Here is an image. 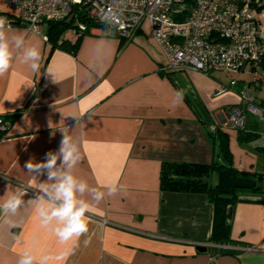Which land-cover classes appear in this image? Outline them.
Masks as SVG:
<instances>
[{
	"label": "crops",
	"instance_id": "crops-1",
	"mask_svg": "<svg viewBox=\"0 0 264 264\" xmlns=\"http://www.w3.org/2000/svg\"><path fill=\"white\" fill-rule=\"evenodd\" d=\"M5 3L0 0V14L9 16L12 11ZM48 24L40 35L24 24L12 26L29 43L42 45L41 72L33 74L15 63L0 77V116L12 119L0 138V196L9 184L27 192L25 204L12 218L20 227L0 218V264H15L34 240L38 253L56 254L66 247L40 228L35 201L28 203L38 195V183L47 180V173L34 178L25 168L30 159L44 162L47 153L59 150L58 127L64 126L82 139L79 175L100 190L113 183L123 190L97 205L89 214V232L74 254L54 264H208L210 257L214 264H264V194L238 192L242 199L230 211L231 242L218 245L208 241L213 205L207 196L162 191L159 185L163 162L228 165L211 124L228 136L230 166L244 177L257 173L252 153L235 160L237 129L225 122L245 85L238 88L237 80L230 87L232 78L227 83L216 76L229 75L223 72L166 71V59L147 21L130 40L104 25L89 27L74 51L48 40ZM77 37L69 30L60 42L74 43ZM251 81L247 92H254ZM220 89L222 93L213 95ZM181 90L182 102L174 103ZM254 94L264 99L259 91ZM213 175L212 183L217 181Z\"/></svg>",
	"mask_w": 264,
	"mask_h": 264
},
{
	"label": "built area",
	"instance_id": "built-area-1",
	"mask_svg": "<svg viewBox=\"0 0 264 264\" xmlns=\"http://www.w3.org/2000/svg\"><path fill=\"white\" fill-rule=\"evenodd\" d=\"M5 6L12 11L6 16L11 27L24 24L38 35L43 24L76 19L81 8L91 21L114 30L124 40H130L147 21L166 59V71L234 74L258 69L260 76L250 87L253 91L264 88V70L260 68L264 59V0H6ZM77 25L78 34L86 30L85 24L77 21ZM236 85L232 78L230 87ZM222 92L220 89L213 95ZM237 97L238 103L225 115L226 124L244 130L246 112H250L264 128V99L244 89ZM11 124L10 117L0 116V138ZM209 128L212 134L218 130L214 124ZM208 264H214L213 257Z\"/></svg>",
	"mask_w": 264,
	"mask_h": 264
},
{
	"label": "clouds",
	"instance_id": "clouds-1",
	"mask_svg": "<svg viewBox=\"0 0 264 264\" xmlns=\"http://www.w3.org/2000/svg\"><path fill=\"white\" fill-rule=\"evenodd\" d=\"M41 49L40 43H29L22 32L11 27L6 16H0V77H4L15 63L26 66L33 74L40 73ZM183 95L182 90L178 91L174 103L182 102ZM58 128L62 133L59 150L47 153L44 162L35 163L30 159L25 168L34 178L47 173V180L38 183V195L28 203L35 201L40 228L51 233L60 245L66 247L56 254L50 251L38 253L34 240L19 254L15 264H54L74 254L81 237H86L89 232V214L105 197L115 196L123 190L115 183L104 186L106 190L90 186L78 172L82 139L66 126ZM26 194L22 186L13 188L9 184L4 195L0 196V218L11 227H20L19 222L12 218L25 204ZM22 236L21 231L17 240ZM88 243L85 238L83 244L87 246Z\"/></svg>",
	"mask_w": 264,
	"mask_h": 264
},
{
	"label": "trees",
	"instance_id": "trees-1",
	"mask_svg": "<svg viewBox=\"0 0 264 264\" xmlns=\"http://www.w3.org/2000/svg\"><path fill=\"white\" fill-rule=\"evenodd\" d=\"M191 1L192 0H184L186 3H190ZM75 15L76 19L71 18L67 22H49L47 36L48 40L52 42L54 46L74 51L82 33L89 27L100 26L87 17L86 11L83 8L80 10L77 9ZM76 20L86 26V30L81 34L77 32L78 25ZM69 30L76 32L78 35L77 40L74 43L68 41L60 42V38ZM260 68L264 70V59H262L260 63ZM215 136L218 137V141L221 139L228 140L227 134L220 130H217L214 134V138ZM254 136L256 135L250 132H246L244 135L240 134V136L238 134L240 140H245L247 142L253 140ZM228 155L229 154L224 155L226 160ZM225 167L226 165L215 162L211 164L163 162L159 175V185L162 191L199 193L207 196L209 202L213 205L212 228L208 241L218 245H226L231 242L230 211L234 203L238 199H242L238 197V192L244 191L242 189H237L233 194H221L217 191L216 182H210L209 177L212 174L217 175V173ZM237 173L240 176H246L245 173ZM247 191L264 194V189L257 185L253 189ZM222 252L223 251H221V253Z\"/></svg>",
	"mask_w": 264,
	"mask_h": 264
},
{
	"label": "rangeland",
	"instance_id": "rangeland-1",
	"mask_svg": "<svg viewBox=\"0 0 264 264\" xmlns=\"http://www.w3.org/2000/svg\"><path fill=\"white\" fill-rule=\"evenodd\" d=\"M259 70L256 69L255 71H252L251 73H234V74H229V75H224V74H220V73H216L223 82H229V78H234L236 80H239V83L237 85V87H240V84L245 85L244 90L248 91L246 85L249 81L257 78L260 76L259 74ZM236 87V88H237ZM260 92L261 96H264V88H262L261 90H258ZM257 90L254 91L255 93L258 92ZM252 130L255 131V141H253L254 143H250L247 142L245 140H240L239 138L236 140V147L238 149V154L234 153V157L235 160H240L239 158L243 159L244 157H246L244 155V153H252L253 155H255L257 158V164L255 165L256 167V172L255 174H250V176L252 177V179L256 182V185L262 189H264V149H259V148H255L254 145H260V146H264V133H262V131H264V128H262V124L259 121V118L254 115L251 114L250 112H246V125L244 130H235L237 131L236 133L239 134H245L246 132H252ZM235 131H233V135H235ZM252 145V146H251ZM240 153H243L242 156ZM239 175V174H238ZM212 176V175H211ZM211 176L209 178H211ZM240 176V175H239ZM249 176V175H248ZM244 177V176H243ZM214 180L217 179V176L214 174L213 175Z\"/></svg>",
	"mask_w": 264,
	"mask_h": 264
},
{
	"label": "water",
	"instance_id": "water-1",
	"mask_svg": "<svg viewBox=\"0 0 264 264\" xmlns=\"http://www.w3.org/2000/svg\"><path fill=\"white\" fill-rule=\"evenodd\" d=\"M87 8V6H84ZM229 144L226 139L219 140V148L223 155H228L227 163L232 162V156L229 151ZM256 186V182L249 177L239 176L236 169L230 165H227L224 169L217 173L216 188L221 194H233L235 190H251ZM199 251L206 250L204 246H198Z\"/></svg>",
	"mask_w": 264,
	"mask_h": 264
}]
</instances>
